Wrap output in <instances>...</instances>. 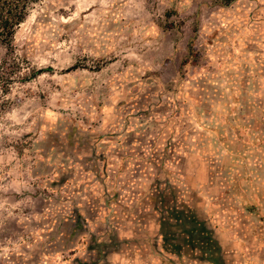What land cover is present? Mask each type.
Returning <instances> with one entry per match:
<instances>
[{
	"label": "rangeland",
	"instance_id": "rangeland-1",
	"mask_svg": "<svg viewBox=\"0 0 264 264\" xmlns=\"http://www.w3.org/2000/svg\"><path fill=\"white\" fill-rule=\"evenodd\" d=\"M14 46L30 78L0 90V264H74V212L157 164L204 175L261 255L264 0H39Z\"/></svg>",
	"mask_w": 264,
	"mask_h": 264
},
{
	"label": "crops",
	"instance_id": "crops-1",
	"mask_svg": "<svg viewBox=\"0 0 264 264\" xmlns=\"http://www.w3.org/2000/svg\"><path fill=\"white\" fill-rule=\"evenodd\" d=\"M164 169L155 165L156 175L138 177L139 186L121 181L118 193L112 187L83 213L74 212L72 233L87 229L85 249L75 251L80 257L74 264H264V251L243 255L244 247L227 235L220 197L198 190L207 184L204 175L175 181Z\"/></svg>",
	"mask_w": 264,
	"mask_h": 264
},
{
	"label": "trees",
	"instance_id": "trees-1",
	"mask_svg": "<svg viewBox=\"0 0 264 264\" xmlns=\"http://www.w3.org/2000/svg\"><path fill=\"white\" fill-rule=\"evenodd\" d=\"M39 0H0V90L7 94L14 83H25V57L15 53V37L31 6ZM33 71V77L39 75Z\"/></svg>",
	"mask_w": 264,
	"mask_h": 264
}]
</instances>
